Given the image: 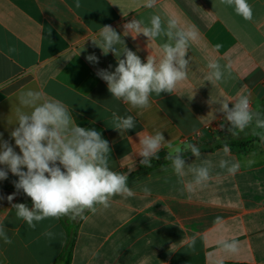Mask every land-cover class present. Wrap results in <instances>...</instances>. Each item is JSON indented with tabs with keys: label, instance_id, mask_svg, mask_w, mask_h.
<instances>
[{
	"label": "crops",
	"instance_id": "1",
	"mask_svg": "<svg viewBox=\"0 0 264 264\" xmlns=\"http://www.w3.org/2000/svg\"><path fill=\"white\" fill-rule=\"evenodd\" d=\"M0 0V133L15 147L10 132L17 126L16 112H29L19 103L28 90L43 91L46 98L68 106L75 124L95 129L110 145L107 162L118 173H129L128 184L135 195L113 197L110 208L86 219L49 218L31 229L18 219L6 197L16 190L18 177L10 172L0 181V225L12 240L0 238V264H219L220 261L264 264V142L254 135V125L233 137L227 125L221 128L223 114L219 104L208 101L236 100L249 95L251 108L264 109V0H248L253 19L246 21L220 0H158L156 7H144V0ZM176 18L181 27L194 26L199 41L189 49L188 79L174 93L154 94L148 108H131L111 97L97 69L117 66L115 56L104 55L93 45L99 30L111 25L123 35V24L133 18L147 26L150 17ZM126 46L137 51L146 62L150 52L159 59L164 37L148 41L143 34L135 39L123 36ZM221 47L216 49V45ZM118 47H122L118 46ZM99 57L98 64L86 60ZM123 58V57H122ZM209 59L231 65V75L217 84L204 77ZM232 107V102H229ZM132 115L136 127L127 133L112 128L111 114ZM219 125V129L205 127ZM163 132L174 147L218 139L247 141L243 150L223 147L201 151V158L183 156L186 164L198 166L211 160V180L206 187L188 192L174 174L171 161L153 167L141 166L137 132ZM264 134V129H256ZM131 138V139H130ZM169 149H162L165 159ZM241 163L235 175L219 167L221 159ZM253 161L251 166L247 162ZM4 167V166H0ZM26 170V169H24ZM191 175L184 178L190 180ZM150 189L145 194L144 187ZM12 203L32 207L31 198L21 191ZM222 223L216 224L217 218ZM64 225V226H63ZM54 233L50 239L42 235ZM72 237L67 258V240ZM196 237L194 248L188 247ZM239 242L240 251L232 255L221 250V240Z\"/></svg>",
	"mask_w": 264,
	"mask_h": 264
},
{
	"label": "clouds",
	"instance_id": "2",
	"mask_svg": "<svg viewBox=\"0 0 264 264\" xmlns=\"http://www.w3.org/2000/svg\"><path fill=\"white\" fill-rule=\"evenodd\" d=\"M157 3L158 0H144L143 6L154 8ZM220 4L233 8L235 14L246 21L253 19V8L248 0H220ZM75 6H81L79 0ZM123 30L121 35L111 25H103L98 33L99 42L91 38L94 46L99 47L104 55L111 52L117 62L114 71H109L112 67L109 65V69H97L96 75L106 82L111 97L134 109L148 108L153 94L159 97L162 93H174L177 85L188 79L189 49L199 41V31L194 26L181 27L179 21L172 17L165 23L159 14L152 15L147 26L142 20L133 18L123 24ZM140 34L148 41L165 38L160 45L162 56L159 59L150 52L144 62L137 54L139 49L132 51L126 46L123 36L131 35L135 39ZM215 47L219 49L221 45ZM86 60L93 65L99 63V57L94 53L86 56ZM207 68L209 71L204 79L210 84L222 82L231 75V65L222 66L216 59H209ZM229 102H232V107ZM19 103L30 111L17 109V126L10 132L19 153L0 133V166H4L0 167V181L7 180L9 172L18 177L13 181L16 191L6 199L15 209L16 217L29 228L35 229L39 222L49 218L86 219V212L95 214L110 208L115 196L129 198L135 195L128 184L130 171L118 173L107 162L109 142L95 129L75 124L64 102L46 98L43 91L28 90L20 95ZM208 103L220 105L216 109L223 114L220 127L227 125L228 134L238 137L254 125L253 134L259 135L264 142V134L256 132V129H264V113L251 108L249 95H240L234 101L210 99ZM111 120L112 128L120 133H127L136 127L132 115L121 116L113 111ZM137 136L139 147L136 153L141 157V166L150 168L153 159H159L158 153L167 148L170 151L166 159L171 161L174 174L188 192L206 187L211 180L214 167L211 160L205 159L195 166L186 164L183 157V153L190 152L195 159H200L202 154L197 144H188L185 148L174 147L159 131L155 134L140 131ZM222 150L225 157L230 155L227 144ZM252 163L247 162L248 166ZM219 167L229 175H235L241 163L222 158ZM189 175L192 178L184 180ZM21 191L31 198V208L25 203H12ZM143 191L150 193L146 186ZM4 198L0 195V200ZM221 223L218 217L216 224ZM42 235L54 238L51 231H45ZM0 238L5 244L12 243L4 225H0ZM195 241L194 236L188 242V247L194 248ZM219 243L225 253L235 255L240 251V244L235 239L221 240ZM219 264H223V261Z\"/></svg>",
	"mask_w": 264,
	"mask_h": 264
},
{
	"label": "trees",
	"instance_id": "3",
	"mask_svg": "<svg viewBox=\"0 0 264 264\" xmlns=\"http://www.w3.org/2000/svg\"><path fill=\"white\" fill-rule=\"evenodd\" d=\"M262 113H264V109H263ZM247 143H248L247 141L231 140V139L221 138V139L214 141V144L210 147H207V145H205V143L197 144V145L200 147L201 151H212L213 149L223 147L225 144H227V146L230 148H238L240 150H243L245 148V146L247 145ZM190 154H191L190 152L183 153V156L190 155ZM166 161H168L166 158L159 160V161H156V162L152 163L151 167L156 166V165H160ZM9 188L15 189L14 186H9ZM67 238H68V240H67L66 251H67V258H69L70 250H71V246H72V237L68 236ZM223 264H245V263L224 262Z\"/></svg>",
	"mask_w": 264,
	"mask_h": 264
},
{
	"label": "built area",
	"instance_id": "4",
	"mask_svg": "<svg viewBox=\"0 0 264 264\" xmlns=\"http://www.w3.org/2000/svg\"><path fill=\"white\" fill-rule=\"evenodd\" d=\"M206 128V130H215V129H219V125L216 123V124H212V125H210V126H207V127H205Z\"/></svg>",
	"mask_w": 264,
	"mask_h": 264
}]
</instances>
